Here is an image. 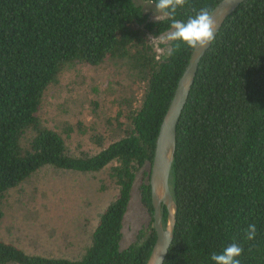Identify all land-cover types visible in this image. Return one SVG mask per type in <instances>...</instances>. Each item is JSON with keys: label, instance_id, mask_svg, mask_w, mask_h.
<instances>
[{"label": "trees", "instance_id": "16d2710c", "mask_svg": "<svg viewBox=\"0 0 264 264\" xmlns=\"http://www.w3.org/2000/svg\"><path fill=\"white\" fill-rule=\"evenodd\" d=\"M220 1L189 0L176 18ZM170 23L149 20L133 0H0V220L9 191L44 167H109L118 188L82 257L29 254L0 240V264H146L157 238L150 185L156 141L194 50L169 42L160 53L149 41ZM80 64L114 65L127 79L117 81L123 90L109 84L108 93L118 94L104 131L90 128L95 154H72L62 132L41 117L47 88ZM91 104L97 108L99 99ZM76 126L87 133L82 122ZM139 177L150 223L122 248ZM170 185L178 213L164 264H215L211 256L233 242L244 249L241 264H264V0L242 2L202 58L178 123ZM167 219L165 208L164 225ZM253 223L257 234L249 241L245 230Z\"/></svg>", "mask_w": 264, "mask_h": 264}, {"label": "rangeland", "instance_id": "374dc122", "mask_svg": "<svg viewBox=\"0 0 264 264\" xmlns=\"http://www.w3.org/2000/svg\"><path fill=\"white\" fill-rule=\"evenodd\" d=\"M133 1L143 8L149 20H157L156 16L163 18L154 3ZM166 33H149V37L158 38ZM151 42L160 53L168 50L169 42L160 39ZM118 71L122 69H116L114 65L93 68L80 64L65 69L47 88L41 117L48 126L62 132L72 154H95L100 150L91 138L94 130L90 131V128L95 124L97 130L103 132L107 119L115 111L112 100L118 93L109 94V84L112 83L116 90H123L117 81L127 80ZM134 94L137 98L140 91ZM95 99L100 102L97 108L91 104ZM78 122L88 126L86 134L80 132L76 126ZM68 125L74 129H69ZM108 172L109 167L99 172L42 168L7 194L4 216L0 220V240L12 243L29 254L71 259L82 257L91 244L102 214L118 194ZM140 181L141 177L133 187L124 219L122 248L131 244L139 230L150 223V215L141 203Z\"/></svg>", "mask_w": 264, "mask_h": 264}, {"label": "water", "instance_id": "95a60500", "mask_svg": "<svg viewBox=\"0 0 264 264\" xmlns=\"http://www.w3.org/2000/svg\"><path fill=\"white\" fill-rule=\"evenodd\" d=\"M244 1L221 0L215 6L213 19L217 21L216 36L226 19ZM213 41L203 49L193 50L160 126L150 174L151 196L154 207L153 226L157 238L146 264H164L175 237L178 206L173 198L170 179L177 151V127L188 102L200 62ZM165 208L168 211L166 225L163 222Z\"/></svg>", "mask_w": 264, "mask_h": 264}, {"label": "clouds", "instance_id": "9594fccd", "mask_svg": "<svg viewBox=\"0 0 264 264\" xmlns=\"http://www.w3.org/2000/svg\"><path fill=\"white\" fill-rule=\"evenodd\" d=\"M189 0H156L155 9L162 14L163 18L171 21L169 30L164 36L158 38L149 37V41L160 39L163 42H178L192 49H203L207 47L216 37L217 21L213 19L214 11L209 7H202L195 15L186 20L177 19V10L184 8ZM157 20L160 18L155 17ZM257 234L256 225L249 224L245 230V238L254 240ZM244 249L241 245L233 242L226 246L222 252L211 256L215 264H241L239 257Z\"/></svg>", "mask_w": 264, "mask_h": 264}]
</instances>
